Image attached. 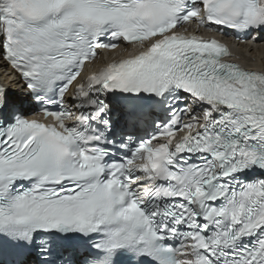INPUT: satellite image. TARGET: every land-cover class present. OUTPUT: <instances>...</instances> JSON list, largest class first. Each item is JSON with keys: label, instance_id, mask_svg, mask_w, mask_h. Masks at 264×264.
I'll return each instance as SVG.
<instances>
[{"label": "snow or ice", "instance_id": "1", "mask_svg": "<svg viewBox=\"0 0 264 264\" xmlns=\"http://www.w3.org/2000/svg\"><path fill=\"white\" fill-rule=\"evenodd\" d=\"M192 23L264 0H0V264H264V72Z\"/></svg>", "mask_w": 264, "mask_h": 264}, {"label": "bare ground", "instance_id": "2", "mask_svg": "<svg viewBox=\"0 0 264 264\" xmlns=\"http://www.w3.org/2000/svg\"><path fill=\"white\" fill-rule=\"evenodd\" d=\"M235 56L251 69L264 72V36L252 45H239ZM0 81L9 89L19 88L17 78L6 72V64L0 60Z\"/></svg>", "mask_w": 264, "mask_h": 264}]
</instances>
